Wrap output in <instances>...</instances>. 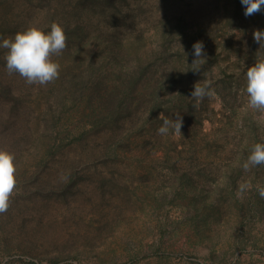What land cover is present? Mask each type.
Instances as JSON below:
<instances>
[{
    "label": "rangeland",
    "instance_id": "1",
    "mask_svg": "<svg viewBox=\"0 0 264 264\" xmlns=\"http://www.w3.org/2000/svg\"><path fill=\"white\" fill-rule=\"evenodd\" d=\"M8 9L27 27L60 24L67 48L46 85L9 74L0 48V150L17 181L0 213V264H264V164L243 167L264 144L244 91L264 60L253 39L264 11L245 17L240 0ZM197 41L205 56L192 65ZM196 83L214 94L191 97ZM177 116L182 135L158 133Z\"/></svg>",
    "mask_w": 264,
    "mask_h": 264
},
{
    "label": "clouds",
    "instance_id": "2",
    "mask_svg": "<svg viewBox=\"0 0 264 264\" xmlns=\"http://www.w3.org/2000/svg\"><path fill=\"white\" fill-rule=\"evenodd\" d=\"M245 7V17L264 11V0H240ZM253 39L256 43L264 44V31L255 30ZM182 47V45L180 44ZM0 48L7 49L5 56L6 68L9 74L18 73L28 84L46 85L59 78L60 65L52 57L59 56L67 48V36L63 27L58 23L50 25V31L45 32L37 26H29L17 32L14 38L3 39ZM195 59L192 65L200 62L205 56L204 45L197 41L192 45ZM183 49V48H182ZM247 108L258 113L257 119L264 122V60L257 61L246 71ZM209 85L203 87L196 83L191 97L203 98L213 95ZM182 119L177 116L175 120L165 119L158 133L167 134L172 128L181 134ZM264 164V144L257 143L253 146L251 154L243 165L245 170L251 166ZM14 156L0 150V213H5L9 208L10 196L17 181ZM264 197V187L258 189Z\"/></svg>",
    "mask_w": 264,
    "mask_h": 264
},
{
    "label": "trees",
    "instance_id": "3",
    "mask_svg": "<svg viewBox=\"0 0 264 264\" xmlns=\"http://www.w3.org/2000/svg\"><path fill=\"white\" fill-rule=\"evenodd\" d=\"M8 2H9V0H0V6L2 4L4 6V9L0 10V33L3 32L5 34V32L14 31V30H18V29L23 31L22 29H26L27 26H24L23 24H21L20 20L15 19L14 17H16V14H14L13 12H10V9L7 10ZM17 17H19V16H17ZM118 41H119V39L114 40V42H118ZM115 54H116V57L122 58V56L119 53H115ZM135 75L139 76L140 71L138 70L136 73H134V76ZM125 84H127V81L124 80L123 85H125ZM7 91L9 92L10 89H7ZM56 263H57V261L55 260L53 262V264H56Z\"/></svg>",
    "mask_w": 264,
    "mask_h": 264
}]
</instances>
